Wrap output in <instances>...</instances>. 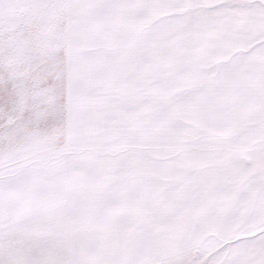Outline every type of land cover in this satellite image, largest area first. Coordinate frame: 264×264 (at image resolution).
Here are the masks:
<instances>
[{"label": "snow or ice", "instance_id": "snow-or-ice-1", "mask_svg": "<svg viewBox=\"0 0 264 264\" xmlns=\"http://www.w3.org/2000/svg\"><path fill=\"white\" fill-rule=\"evenodd\" d=\"M0 264H264V0H0Z\"/></svg>", "mask_w": 264, "mask_h": 264}]
</instances>
